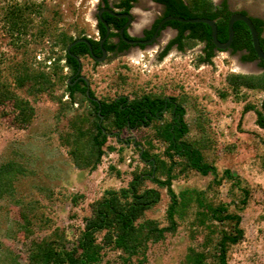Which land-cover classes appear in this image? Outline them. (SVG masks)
I'll use <instances>...</instances> for the list:
<instances>
[{
	"label": "trees",
	"instance_id": "16d2710c",
	"mask_svg": "<svg viewBox=\"0 0 264 264\" xmlns=\"http://www.w3.org/2000/svg\"><path fill=\"white\" fill-rule=\"evenodd\" d=\"M164 2L167 16L214 20L218 40L221 43L227 41L228 22L234 13L227 11L226 3L219 7L212 0ZM38 12L32 2L11 3L4 16L10 34L16 32V39L28 34L32 14ZM254 23L264 51V21L255 18ZM48 25L46 23L45 27H41L34 37L41 40L48 32L56 31V27L49 28ZM166 25L177 30V35L159 54L160 59L173 47L184 51L195 43H202L204 46L197 64H213L217 48L209 25L178 21H169ZM80 38H86L82 30L76 37L66 31L53 36V44L59 46L64 54L57 56L50 71L33 68L18 60L9 63L3 78L1 69L0 113L4 116L13 114L15 125L27 128L36 115L33 103L48 94L59 104L58 119L72 114L69 130L59 134V142L67 148L76 167L90 172L96 170L107 151L116 149L108 144L110 136L122 144L133 143L143 166H137L131 172L132 178L127 186L106 189L100 198L90 204V214L84 219L78 239L70 244L65 230L53 227L50 220H44L40 225L41 230H46L44 235L35 237L31 218L42 217H39L41 204L33 197L34 191L47 195L51 191L36 184H30L25 191H21L22 182L36 174L33 167L36 160L26 146L14 143L9 153L0 159V228L5 219L10 222L9 230L17 229L9 215L11 207L20 208L22 235L29 241L26 264H100L111 250L118 253L120 264H145L150 245L175 234L180 222L191 217V238L194 240L200 234L202 241L187 248L180 264H229L230 250L246 236L242 214L251 202L253 190L230 167H220L215 157L218 144L216 132L211 130L210 120H202V111L199 110L201 114L195 128L200 137L191 138V126L186 120L187 107L191 104L196 109V102L191 103L187 94L144 91L134 96L118 94L98 98L86 81L78 80L73 85L76 79L73 75L79 65L70 53L79 57L91 54L84 42L73 45L68 51V46ZM89 41L92 45L96 43L91 39ZM231 49L233 52L245 50L241 57L244 62L258 60L251 33L243 21L234 23ZM62 59L64 63L61 65ZM1 62L0 58V66ZM42 64L47 67L44 62ZM258 66L264 70V60H259ZM64 67L69 69L68 74L64 73ZM225 82L226 89L219 92L222 99L233 97L236 100L244 90L264 93V71L259 74L229 73ZM61 83L65 85L68 100L53 93V89ZM20 91H24L25 95ZM8 104L11 108L4 109ZM247 112L255 113V123L264 131V98L259 104L246 103L243 114ZM142 129L149 134L145 141L122 138L125 131ZM156 143L162 147L161 150L156 151ZM190 173L212 179L204 189L184 188L177 192L173 187L174 181ZM117 174L120 175V172L117 171ZM226 185L230 197L228 202L219 196L220 189ZM161 189H165L169 196L166 224L146 217V213L161 201ZM76 200L77 197H74L73 201ZM0 264L22 263L12 250L0 246Z\"/></svg>",
	"mask_w": 264,
	"mask_h": 264
},
{
	"label": "rangeland",
	"instance_id": "374dc122",
	"mask_svg": "<svg viewBox=\"0 0 264 264\" xmlns=\"http://www.w3.org/2000/svg\"><path fill=\"white\" fill-rule=\"evenodd\" d=\"M24 1L34 3L39 12L32 14L33 21L28 27V34L16 39L17 33L10 34L4 16L11 3ZM212 1L218 3V0ZM92 3L93 0H0L2 78L7 74V66L12 60L24 61L33 68L50 71L57 56L64 54L59 46L53 44L54 35L66 31L76 37L79 30L86 35L93 34V29L84 27L87 18L91 16ZM230 4L233 9L245 8L264 19V0H230ZM46 23L49 28L56 27V31L48 32L41 40L34 37ZM174 34L173 30L167 28L155 46L138 54L131 52L126 56L112 57L101 64L84 60L83 74L98 98L163 91L165 94L184 93L191 97V103L196 102V109L191 104L187 107L186 120L191 126L190 137H200L195 122L202 111V120H210L211 130L216 132L218 144L215 157L220 167H230L253 190L251 202L242 214L246 236L230 250L229 264H264V131L256 125L254 112L243 114L244 105L248 102L259 104L264 93L244 90L236 100L219 96V92L226 89L227 74H259L264 70L258 65H244L238 53L231 55L229 51H216L212 65L197 64L203 49L202 43H195L184 51L173 47L160 59V47L172 39ZM135 56H139L137 60ZM63 63L62 59L60 64ZM236 65L245 68L236 70ZM69 72L64 67V73ZM20 93L25 95L24 91ZM53 93L57 97L62 96L63 100L69 99L62 83L53 89ZM33 105L36 109L35 118L31 125L23 129L15 125L13 114L4 116L0 113V159L9 153L14 143L26 146L33 153L36 174L23 181L20 189L25 191L30 184H36L51 191L47 195L35 190L32 195L41 204L39 217H42L31 218L35 237L44 235L46 230H41L40 225L44 220H50L53 227L63 228L70 244H74L84 226L85 217L90 214V204L100 198L106 189L127 186L132 178L131 172L143 164L133 143L122 144L110 136L108 144L116 149L107 151L96 170L90 172L76 167L67 148L59 142V134L69 130L72 114L58 119L59 104L48 94L42 95ZM74 106L77 107V104ZM10 108V104L4 107L6 110ZM147 135L146 130H133L125 131L122 138L140 142L145 141ZM156 145V151L162 149ZM211 179L190 173L174 181L173 187L177 192L184 188L204 189ZM227 188V185L222 187L219 193L220 198L226 202L230 200ZM161 192V201L146 213V217L166 224L169 196L165 189H161ZM74 197H77L76 202L73 201ZM9 218L14 221L17 229L9 230L7 227L10 222L4 219L0 228V246L12 250L20 262L26 264L29 241L22 235L20 208L11 207ZM192 227L191 217H187L180 222L175 234L168 235L160 243L151 244L145 264H180L187 248L202 241L200 234L194 240L191 238ZM100 264H120L118 253L108 251Z\"/></svg>",
	"mask_w": 264,
	"mask_h": 264
},
{
	"label": "flooded vegetation",
	"instance_id": "af4514ba",
	"mask_svg": "<svg viewBox=\"0 0 264 264\" xmlns=\"http://www.w3.org/2000/svg\"><path fill=\"white\" fill-rule=\"evenodd\" d=\"M224 3H226L227 11L247 15L253 23L255 18L264 21L263 18L251 14L245 8L233 9L230 0H218L216 5L222 7ZM90 11L91 16L87 18L88 23H84V27L88 26L93 29V34L86 35V38L88 41L91 39L96 43L93 45L90 43L92 47V51L89 48L91 54H85L82 57L75 55L79 58L80 64L76 59L79 66L73 75L76 76L73 85L78 80H82L79 78L80 76H84V60L89 59L94 64H101L112 57L126 56L131 52L136 54L144 52L155 46L160 41L163 32L167 28H171L166 25L167 22L161 27L162 29L154 42L140 43V41L146 42L151 39L161 21L167 17V5L164 0H93ZM167 43L160 47L159 54L164 50ZM110 45H113V47ZM215 51L219 50L216 49ZM225 51H229L231 55L238 53L240 58L246 53L245 50L233 52L231 46ZM79 67L80 71L78 72Z\"/></svg>",
	"mask_w": 264,
	"mask_h": 264
},
{
	"label": "water",
	"instance_id": "95a60500",
	"mask_svg": "<svg viewBox=\"0 0 264 264\" xmlns=\"http://www.w3.org/2000/svg\"><path fill=\"white\" fill-rule=\"evenodd\" d=\"M169 21H178V22H184V23H205V24L209 25L211 27V30H212L213 43L216 46L217 50H219V51H225V50L229 49V47L231 46V44L233 42V38H234V23L236 21H243L247 25V27L249 28V31L251 33L253 47H254V50L258 56V60L252 61V62L242 61V63L244 65L245 64L258 65L259 60H264V51L260 45V38H259V34L257 32V29H256L252 19L249 16L244 15L242 13H235L230 17L229 22H228V39L224 43H221L217 38V24L214 20L209 19V18H204V17L184 18V17H179V16H167V17H165L161 21V23L159 24V26H158L157 30L155 31L153 37L146 42L140 41V43L145 44V43L154 42L155 39L158 37L159 31H161V29H162L161 27ZM79 42L86 43L89 46L90 50L92 51L91 44L87 40V38H80V39L75 40L71 45L68 46V51L70 50V48L73 45H75ZM70 54H71V56H73L74 58H76L79 61V58L77 56L73 55L72 53H70ZM79 64H80V61H79ZM79 71H80V67H79L78 72ZM79 78L86 81L87 83H89V81L86 77L80 76ZM87 93H88V91H87ZM95 100L98 101L97 99H95Z\"/></svg>",
	"mask_w": 264,
	"mask_h": 264
},
{
	"label": "bare ground",
	"instance_id": "6f19581e",
	"mask_svg": "<svg viewBox=\"0 0 264 264\" xmlns=\"http://www.w3.org/2000/svg\"><path fill=\"white\" fill-rule=\"evenodd\" d=\"M139 56H135V59L137 60ZM236 70H244V67L243 66H239V65H236Z\"/></svg>",
	"mask_w": 264,
	"mask_h": 264
},
{
	"label": "crops",
	"instance_id": "0c3cea01",
	"mask_svg": "<svg viewBox=\"0 0 264 264\" xmlns=\"http://www.w3.org/2000/svg\"><path fill=\"white\" fill-rule=\"evenodd\" d=\"M170 29H171V28H170ZM171 30L174 31V33H175V34H174V37H175V36L177 35V30H175V29H171ZM174 37H173V38H174ZM173 38H172V39H173ZM168 41H169V40H168ZM168 41H167V42H168ZM167 42H166V43H167ZM166 43H165V44H166ZM244 68H245V67H244Z\"/></svg>",
	"mask_w": 264,
	"mask_h": 264
}]
</instances>
